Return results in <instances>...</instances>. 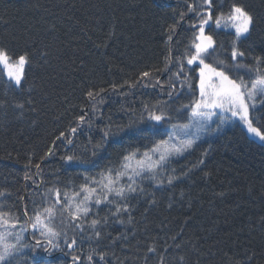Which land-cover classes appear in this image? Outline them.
<instances>
[{"label": "trees", "instance_id": "trees-1", "mask_svg": "<svg viewBox=\"0 0 264 264\" xmlns=\"http://www.w3.org/2000/svg\"><path fill=\"white\" fill-rule=\"evenodd\" d=\"M194 2L0 0V44L7 45L16 54L33 53L22 89L13 86L6 90V76L0 70V100L8 103L7 108H0V190L9 193L0 197L3 206L0 211H12L23 219L25 206L31 215L32 201L39 203V193L45 189L55 186L71 195L85 183V178L99 179L98 174L106 167L119 168L128 152L143 153L155 141L166 139L171 124L188 122L191 109L181 106L198 98V87L195 94L186 87L180 88L178 79L169 80L170 72L154 74L135 87L124 85L112 91L111 85L136 82L140 72L164 67L167 29L180 19L182 12L186 14L185 19L178 25L172 47L184 50L195 35L190 25L196 18L186 7ZM234 3L246 6L257 17L251 38L240 44L248 55L242 62L251 63L252 56L264 55L261 43L264 41V0H214V17L228 14ZM206 33L213 34L217 44L222 43L224 51L230 52L234 32L213 24L206 28ZM41 52L47 56L42 57ZM214 59L231 63L225 55L209 58L206 63L215 66ZM175 71L172 66V72ZM188 74L198 85V70ZM239 75L249 79L244 72ZM173 81L177 87L170 98L167 93ZM89 88L107 90L96 115L88 111L91 104L84 94ZM29 98L34 99L36 110L26 105L21 116L20 110L12 105ZM165 101L167 113L172 117L169 123L154 125L152 131L149 129L153 128V122L128 126L137 119L145 104L152 106ZM84 112H88L92 127L81 124L74 135L69 134L72 144L64 138L57 140L60 132H69L77 126L75 118ZM256 114L264 116V107L258 104ZM216 118V124L209 127L194 150L170 164L169 171L175 169V175L193 169L181 182L174 187H156L147 179L138 181L147 195L130 201L132 224L127 223V214L122 217L124 224L117 223V218L110 216V208L114 211V207L101 205L92 209L93 216L89 219L97 218V213L99 217L109 216L102 229L105 238L98 249L108 255L106 261L98 264H145L147 247L153 245L157 252L147 254V264H160L161 257L164 264H178L177 258L181 255L195 261L193 246L212 254L201 257V264H235L253 253L255 258L251 264H264V147L245 136L243 127L234 119L222 126V132L213 131L219 123ZM109 122L113 127L124 126V131L118 137H110L106 147L93 157L92 146L101 140L102 129ZM138 128L144 131L139 132ZM49 148L52 155L45 156ZM67 156L79 157L80 161L69 162L65 159ZM29 158L33 164H41V174L34 176L37 183L43 181L39 188L24 179L29 172L25 167ZM200 159H204V164L193 167ZM36 172L33 167L29 174ZM150 199L157 201L155 206H149ZM52 202L49 199L47 203ZM177 233L181 234L173 242L171 237ZM121 234L127 239L111 242V238ZM26 242H32L30 235L26 236ZM175 244H181L182 248L176 249ZM80 246L83 257L95 243L85 240ZM68 252L66 249L65 253H53L52 264H72ZM18 259L19 264L30 260L28 250H23Z\"/></svg>", "mask_w": 264, "mask_h": 264}, {"label": "snow or ice", "instance_id": "snow-or-ice-1", "mask_svg": "<svg viewBox=\"0 0 264 264\" xmlns=\"http://www.w3.org/2000/svg\"><path fill=\"white\" fill-rule=\"evenodd\" d=\"M186 7L188 13L196 18L195 23L190 25L195 30L192 42L183 51L178 47H172L178 25L185 19L186 14L182 12L179 14L180 19L169 25L167 29L168 36L165 42L167 55L163 60L164 67L140 72L136 82L125 81L121 85L112 84L111 90L116 91L124 85L135 87L137 83L149 79L154 74L170 72L169 80L173 77L178 79L180 88L186 87L195 94L198 87V98L189 105L181 106L184 109H191L188 114V123L171 124L166 139L155 141L143 153L139 150L128 152L123 156L119 168L106 167L98 174L99 179L85 178V183L71 195L55 186L45 189L43 193H39L41 197L39 203L32 201L31 215L25 206L22 213L23 219L21 215L12 211H0V264H19L18 258L25 249L28 250L31 259L26 260L24 264H52L53 253H65L66 249L69 250L72 264H98V262L106 261L108 254L98 249L105 238L102 235V229L107 225L109 216L99 217L97 213V218L89 219L93 216L92 209L99 208L101 205L114 207V211L110 208V216L116 217L117 223L124 224L125 220L122 217L123 214H127V223L132 224L130 201L147 195L142 183L138 181L147 179L156 187L165 185L174 187L187 177L193 169L189 168L187 171H182L180 175H175L176 170L169 171V166L176 158L190 154L194 150L196 141L200 139V133L209 131V122L215 123L214 116L218 117L219 123L213 131L222 132L223 125L229 124L233 118H238L242 122L244 135L252 137V142L259 141L261 147H264V116L256 114L258 104L264 107V55L252 56L251 63H243L242 61L246 60L248 55L246 50L240 48L242 41L251 38L256 30L257 17L246 6L235 3L232 4L227 15L220 13L214 17V0H195L194 3L186 4ZM213 24L216 28L230 27L234 30V37L229 43L230 52L224 51L222 43L217 44L213 34L206 33V28H211ZM51 27L55 29V25ZM111 34L110 32L109 35ZM261 43L264 44V41ZM220 55L229 57L231 63L219 59H214L215 66L212 63H206L207 59ZM41 56L46 57L47 53L41 52ZM32 59L31 51L16 54L10 51L7 45L0 44V68L6 76L4 81L6 90L13 86L17 89L23 88L27 80L26 69L31 66ZM172 66L176 68L175 72H172ZM197 70L198 85L193 83L188 74L195 73ZM240 72H244L249 79L246 80L244 76L239 75ZM156 83L159 84V80ZM169 87L171 90L167 95L171 98L177 87L175 81ZM106 92L107 90L103 88L99 90L89 88L85 92L86 100L91 104L88 111L93 115L99 113L100 106L104 103L103 95ZM167 103L159 102L152 106L145 104L137 119L130 121L128 126L130 127L132 123L147 125L148 122H153V128L149 129L152 131L154 125L169 123L172 117L167 113ZM34 104V99L29 98L23 102H15L12 106L19 109L22 116L26 105L35 111ZM7 107V101L0 100V108ZM82 111H84L83 108ZM75 119L77 126L70 128L69 132H60L57 140L64 138L67 139L68 144H72L73 140L68 138L69 134L74 135L81 124L92 127L88 112H84ZM123 131L124 126L113 127L109 122L102 129L101 140L92 146L91 155L97 156L106 147L110 137H118ZM137 131L143 132L144 129L138 128ZM53 143L55 144V141ZM207 154L205 152L204 156ZM48 155H52L51 148L45 154V156ZM43 159L44 157H41V160ZM65 159L69 162L80 161V158L76 156H67ZM204 162V159H200L193 167H199ZM25 167L29 169V172L33 167L37 169L34 174L26 172L24 179L32 181L39 188L43 181L37 183L34 176L41 174V164H33L32 159L29 158ZM7 195L9 193L0 190V197ZM183 195L184 193L181 192V196ZM21 199L23 200V197ZM49 199L53 201L51 205L47 203ZM147 202L149 206H155L157 203L155 199ZM168 206L171 207L172 204ZM0 207L3 206L0 205ZM262 226H264V218H262ZM180 234L172 236V241L175 242ZM28 235L31 236V243L26 242ZM121 238L127 239L121 234L111 238V242L115 243ZM85 240L94 242L95 247L82 257L80 253L84 250L80 245ZM175 247L180 250L182 245L175 244ZM193 249L197 259L191 261L187 255H181L177 258L178 264H201V257L212 255L210 252L205 254L195 246ZM156 252L157 248L154 245L147 247L145 264H147V254H156ZM254 258L255 253L248 255L244 261H236L235 264H251ZM160 264H164L163 257L160 259Z\"/></svg>", "mask_w": 264, "mask_h": 264}, {"label": "rangeland", "instance_id": "rangeland-1", "mask_svg": "<svg viewBox=\"0 0 264 264\" xmlns=\"http://www.w3.org/2000/svg\"><path fill=\"white\" fill-rule=\"evenodd\" d=\"M225 15H227V14H225ZM223 29H227V30H230V31L234 32V30L231 29L230 27H228V28H223ZM0 70H2V68H0ZM2 72H3V70H2ZM3 73H4V72H3ZM4 75H5V74H4ZM190 111H191V110H190ZM233 119L236 120V121H238V122L241 124V126L243 127L242 122H240V121L238 120V118H233ZM213 120H214V121L217 120L216 116L213 117ZM187 123H188V122H187ZM209 124H210V126H211L212 124H216V123L209 122ZM216 126H217V125H216ZM192 131H194V129H193ZM207 132H208V131H207ZM207 132H201V133H200V139L196 141V144H198L200 141H202V140L205 138ZM251 138H252V137H251Z\"/></svg>", "mask_w": 264, "mask_h": 264}]
</instances>
